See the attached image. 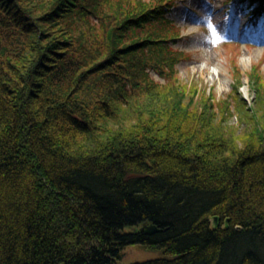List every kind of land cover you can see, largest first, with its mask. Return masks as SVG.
<instances>
[{"label": "trees", "instance_id": "16d2710c", "mask_svg": "<svg viewBox=\"0 0 264 264\" xmlns=\"http://www.w3.org/2000/svg\"><path fill=\"white\" fill-rule=\"evenodd\" d=\"M178 1L0 0V264H264V77L182 81Z\"/></svg>", "mask_w": 264, "mask_h": 264}, {"label": "rangeland", "instance_id": "374dc122", "mask_svg": "<svg viewBox=\"0 0 264 264\" xmlns=\"http://www.w3.org/2000/svg\"><path fill=\"white\" fill-rule=\"evenodd\" d=\"M224 1H178V5L171 13L180 28L181 39L176 46L185 49L190 59L177 63L176 71L184 82L198 79L205 89L211 90L213 96L218 99L223 98L231 90L233 80L231 62H234L241 83L240 97L244 98L247 107H250L253 93L248 88L246 73L252 66H256L264 77V21L258 27L244 26V17L248 11L247 3L238 5L231 21H227L223 17L225 15L223 9H226V6H223ZM228 42H234L235 47L230 49L226 47L225 44ZM224 120L225 125L234 127L238 130L237 133L249 129V126L242 122L244 118H238L234 111ZM154 229L156 228L152 225L144 224L133 231L152 233ZM161 256L162 253L158 250L131 245L122 250L121 259L117 264L144 262Z\"/></svg>", "mask_w": 264, "mask_h": 264}, {"label": "water", "instance_id": "95a60500", "mask_svg": "<svg viewBox=\"0 0 264 264\" xmlns=\"http://www.w3.org/2000/svg\"><path fill=\"white\" fill-rule=\"evenodd\" d=\"M211 222H212V226L214 227V228H216L217 226H218V224H219V218L218 217H213L212 219H211ZM225 224H226V226H227V224H228V219H226L225 220ZM154 227V226H153ZM155 228V227H154ZM237 229H240L239 227H237ZM155 231H157V229H154ZM154 231V232H155Z\"/></svg>", "mask_w": 264, "mask_h": 264}, {"label": "bare ground", "instance_id": "6f19581e", "mask_svg": "<svg viewBox=\"0 0 264 264\" xmlns=\"http://www.w3.org/2000/svg\"><path fill=\"white\" fill-rule=\"evenodd\" d=\"M235 13V12H234Z\"/></svg>", "mask_w": 264, "mask_h": 264}]
</instances>
